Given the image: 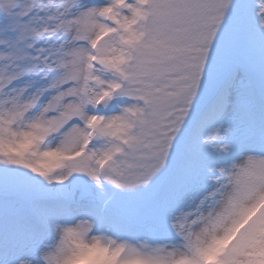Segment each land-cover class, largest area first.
<instances>
[{
    "label": "snow or ice",
    "instance_id": "snow-or-ice-1",
    "mask_svg": "<svg viewBox=\"0 0 264 264\" xmlns=\"http://www.w3.org/2000/svg\"><path fill=\"white\" fill-rule=\"evenodd\" d=\"M0 264H264V0H0Z\"/></svg>",
    "mask_w": 264,
    "mask_h": 264
}]
</instances>
